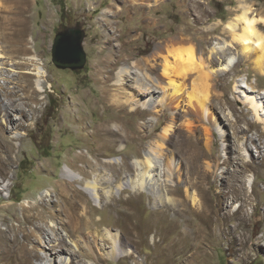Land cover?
I'll return each mask as SVG.
<instances>
[{"label":"rangeland","instance_id":"374dc122","mask_svg":"<svg viewBox=\"0 0 264 264\" xmlns=\"http://www.w3.org/2000/svg\"><path fill=\"white\" fill-rule=\"evenodd\" d=\"M32 1L31 26L26 38L28 52L10 53L0 41V99L4 103L7 99L1 87H13L20 80L19 72L25 71L26 65H33L26 59L33 58L44 71L43 90H36V103L26 107L25 117L18 111L11 112L5 125V135L11 138L14 149L9 157L12 161L9 178L0 180V204L30 205L54 190L50 206L56 204L60 195L92 202L91 195L81 190L82 182L65 179L62 175L65 166L81 172L87 180L94 179L103 199L102 206L91 214L96 227L84 230L76 238H68L59 224L48 221L45 232L55 239L63 237V248L51 250L54 253L50 257L32 263L91 264L93 258L86 256L87 247L93 246L94 257L98 258L113 245L112 238H98L100 232L118 234L122 248L132 253L98 264H264L263 124L255 123L246 132L242 131L246 123L251 124L255 119L247 99L253 95L250 87L256 84L264 94V75H253L250 71L253 61H244L224 85H217L211 79L197 78L196 65L200 62L195 59L189 80H194L193 86L171 100V89L165 88L167 79H161V89L153 88L159 100L153 108L141 105L144 96L138 83L143 81L144 86H152V79L158 78L160 71L151 72L142 63L130 67V72L117 82L122 66L149 57L157 44L169 42L173 37H186L185 42L189 43L178 45L177 42L168 59L171 65L175 59H186L191 52L206 58L210 47L219 40L213 34L211 43H204L201 32L218 22L237 18L242 13L241 5L251 7L249 17L264 19V0H158V4H154L155 0H145L144 8L127 12V4L122 0ZM152 4L155 6L151 7ZM196 17L202 20L198 22ZM71 30L82 34L86 54L84 67L75 71L58 69L51 61L54 36ZM176 80L183 82L182 78ZM202 102L204 108L200 106ZM14 121L21 122L22 128L15 129ZM168 124H172L171 129L159 143L158 136ZM150 147L157 151L161 162L172 160L177 164L173 184L182 192L188 187L183 179L199 181L197 173L184 170L183 162L191 158L190 154L196 153L189 160L193 164L209 163L213 167V176L202 182L201 188L193 190L207 201L213 219L217 217L216 204L220 203L218 194H226L225 203L219 205L222 211L219 214L224 217L230 234L210 235L209 245L206 242L199 245L195 230L200 227V219L192 212L188 213L190 219H185L158 201L154 207L153 196L147 191L131 193L127 189L112 196L113 202L104 201L109 188L105 182L107 176L112 174L113 187L126 177H134L131 160L135 157L144 160V153ZM243 158L248 168L242 178L233 181V170H239ZM111 159H119L121 166L109 170L107 164ZM92 163L101 165L90 168ZM249 177L251 180L254 177L252 196L249 198L246 192V196L234 197L232 186L247 188ZM65 182L70 188L67 194L60 191ZM168 195L172 197L169 192ZM127 197H131L129 204L118 211L112 203ZM236 204L240 207L236 208ZM44 235L41 231L31 232L43 256ZM75 240L76 248L71 242ZM70 252L75 255L70 256Z\"/></svg>","mask_w":264,"mask_h":264},{"label":"bare ground","instance_id":"6f19581e","mask_svg":"<svg viewBox=\"0 0 264 264\" xmlns=\"http://www.w3.org/2000/svg\"><path fill=\"white\" fill-rule=\"evenodd\" d=\"M137 1L138 0H122V2L127 4L125 11H137L141 7L144 8L145 0H143L141 3H137ZM154 4H158V0H155ZM154 6L155 5L152 4L151 7ZM151 7H148V9H151ZM32 8V0H0V41L10 49V53L26 54L28 52L26 47V38L30 31V23L33 13ZM240 8L242 9V13L237 18L227 21L226 23L218 22L217 24H214L213 26L208 27L201 32V39L204 43H211L213 34H217L218 38H216L219 40L210 47L206 58L202 59L200 56L198 57L196 54L191 52L186 59H175L171 65L168 59L171 57L172 50L176 47L175 45L177 42H179L178 45L189 43L185 42L187 40L186 37H173L171 40H169V42L157 44L151 53L152 55L150 54L149 57L143 58V60L135 61L129 66H122V69L118 73L117 82L122 81V77L130 72V67H137L142 63L146 64L151 72L160 71L157 72L158 78L156 76V78L152 79V86H144L143 81L142 83L140 82L141 84L138 83L141 89L140 94L144 96L143 100L140 102L141 105L144 108H153L159 102L158 98L154 96V89L160 88L161 79H167L165 88L171 89V100H175L177 96L180 97L186 93V89H189L193 86L194 80H189L191 78L190 72L195 69L193 67L195 66V59L199 61L201 65H196V69L198 68L196 75L197 78H203L206 81L211 79L217 85H224L230 75H235L237 73L236 67L241 65L244 61H253L254 66L250 71H252L254 73L253 75L255 76H263L264 40H258L257 37H264V19H255L254 17H249L248 14L251 11L250 6L241 5ZM120 12H122V10H120ZM195 19L198 22L202 20L198 17ZM217 29H219L218 32ZM107 42L110 43L111 38H109ZM188 46L190 47L191 45ZM26 61L29 63L33 62V65H26V70L19 72L21 75L20 80L15 83L13 87H1L2 95L7 99V103H4V101L0 99V180L9 178V173L11 172L10 167L12 165V161L9 157L14 149L11 143V138L5 135V125L8 123L7 119H9L11 112L17 111L23 117H25L26 107L30 106L33 102L36 103V90H43L42 84L44 82V71L42 67L37 65L38 63H35L36 60L34 61L33 58H28ZM234 62L236 63L234 66H232ZM249 65L250 64H248V69ZM176 77L182 78L183 82L179 83V81L176 80ZM138 81H141L139 77ZM185 82L187 83L185 84ZM240 87H243L241 83ZM250 89V92L253 93V95L247 99L251 102L249 104H251L255 119L251 124L246 123L247 127L242 129L244 132L249 129V126L255 123L263 124L264 130V108L261 106L264 105V94L258 91L256 84L252 85ZM126 102H128V100H126ZM187 104L190 107L191 102L188 101ZM200 106L201 108H204L205 102H202ZM13 123L15 129L22 128L23 126L21 122L14 121ZM171 126L172 124H168L163 128L162 133L158 136L159 143L164 141V136L170 131ZM233 131L234 133L238 132L236 127H234ZM156 147L159 148V145ZM156 152L157 151L150 147V149L144 153V160H139L136 157L132 159L130 166L134 171V177H126L125 181H122V183L119 185H114V187L111 186L112 174L107 176L105 182L109 188L105 191L106 198H104V201L113 202L114 199L112 196L119 195L127 189H129L131 193H142L147 191L153 196L154 203H152L154 205H152L154 207L155 204H157L156 201H158V204L167 205L168 207L172 208L177 215H180L185 219H190L188 217L189 212L194 213L195 216L200 219V227L196 228L195 230V238L198 240L199 245L203 244V242H206V245H209L211 242V239H209L210 235L217 233L221 235L230 234V230L224 221V217L219 214L221 211L219 205L221 206L223 203H225L226 194H218L217 197L220 203L218 205L216 204L217 209L215 214L217 217L213 219L211 215L212 212L207 201L202 200V198H200L193 190L201 188L202 182L209 180V178L213 176V167L209 163L202 164V166L193 164V162L189 160L192 159L196 153L190 154L191 158L189 160L186 159V162H183V166L185 168L184 170L197 173V178L199 181L196 180L197 182H193L191 178L188 179V181L187 179H183V183H186L188 187H186V189L182 192L177 186H174L173 184V176L177 168V164H173L174 162H172V160L161 162V159H159L158 153ZM110 161L111 162H108L107 164L109 170H115L118 166H121L119 159H111ZM229 162L231 163V161ZM227 163L228 160H225L224 164ZM100 165V163H92L89 166L90 168H98ZM122 166L127 167V163L122 162ZM238 168L239 170H233V181H238L240 178H242V175L248 168V163L244 158L241 167ZM155 170L157 173H155ZM237 174H239V176ZM62 175L66 180L68 178L78 183L82 182L81 190L83 192L86 191L91 195L92 202H89L86 199L76 200L60 195L56 197V204L54 206H50V203L53 202L52 193H56V190H54L47 191V193L43 195L38 201L30 205L27 204L26 206L17 205L14 207L13 204L10 205L5 202L1 203L0 264H33L32 261L35 259L43 260V258L50 257L53 252L51 250L56 248L62 250V244L65 242L64 238L60 236L55 239L47 235V232H45L46 223L48 221H54L56 224H59L60 227H62V229L66 232L68 238L71 236L76 238V236L82 233L84 230H91L93 227H96L95 225L97 223L96 221L92 220L91 214L96 213L97 208L102 206L103 199H101V196L98 193L95 180H87L82 176L81 172H77L73 167L69 166H65V168H63ZM253 178L252 180L250 177L246 179L247 188L249 189L243 185H233L232 189L234 197H240L245 195L247 192L249 193L247 196L250 198V196L253 194L254 188ZM61 186L63 190L60 191H65L67 194V189H70L69 186L67 187V182L62 183ZM167 187L169 188L167 189ZM71 190L73 191V189ZM9 191H11V188ZM168 192L172 197H169ZM262 192L263 190L261 189L260 193ZM130 198L131 197H127V199L119 198L112 204L113 206H116V209L119 211V208L122 209V207L129 204L128 202ZM235 207L237 208L240 206L236 204ZM162 213L165 214L164 211ZM213 216L215 217V215ZM94 229L97 230L98 228ZM32 231H41L45 234L44 237H46V245H42L44 247L42 250V252L45 253L44 256L39 253L38 248H36L33 242L31 237ZM99 233L100 232L97 234L98 238L99 236L102 238H112L113 245L107 253L103 255L100 254L101 257L98 258L97 256L96 258L94 257V247H87L88 254L86 256L91 255L93 258V260H91V264H98V262L114 258H125V256H128L132 253L130 250H125L122 248L118 234L110 235L109 233ZM71 242L76 248L77 240ZM45 249H47V251ZM71 255L75 254L70 252V256ZM63 260H67V258H64Z\"/></svg>","mask_w":264,"mask_h":264},{"label":"water","instance_id":"95a60500","mask_svg":"<svg viewBox=\"0 0 264 264\" xmlns=\"http://www.w3.org/2000/svg\"><path fill=\"white\" fill-rule=\"evenodd\" d=\"M82 40V34L75 30L57 33L51 46V61L55 67L72 71L82 69L86 62Z\"/></svg>","mask_w":264,"mask_h":264},{"label":"clouds","instance_id":"9594fccd","mask_svg":"<svg viewBox=\"0 0 264 264\" xmlns=\"http://www.w3.org/2000/svg\"><path fill=\"white\" fill-rule=\"evenodd\" d=\"M257 39H258V40H264V37H260V36H258Z\"/></svg>","mask_w":264,"mask_h":264}]
</instances>
